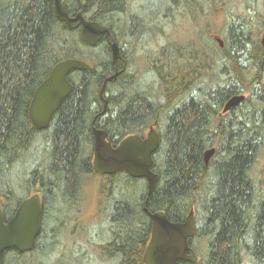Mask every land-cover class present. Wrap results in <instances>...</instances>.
<instances>
[{"label": "trees", "instance_id": "obj_1", "mask_svg": "<svg viewBox=\"0 0 264 264\" xmlns=\"http://www.w3.org/2000/svg\"><path fill=\"white\" fill-rule=\"evenodd\" d=\"M62 3L70 17L82 14L107 27L121 59L115 67L107 38L90 47L82 42L80 28L69 31L55 15V0H0V208L5 222L32 195L42 200L33 250L7 251L4 264H30L26 259L43 252L44 240H56L68 212L81 211L86 179L96 175L94 127L106 131L115 147L131 135L145 138L153 125L161 137L153 157L159 183L148 200L145 179L126 173L100 176V211L109 233L108 241L96 246L100 257L114 264H144L152 232L145 210L183 223L194 209L196 235L189 245L197 264H264V125H257L251 112L236 115L254 108L252 97L223 114L242 88L254 94L255 86L264 83V46L258 39L264 15L253 11L243 26H231L223 47L204 39L200 48L193 41L162 47L148 70L157 79L158 98L152 86H138L133 68L144 28L135 23L141 18L132 8L134 0ZM200 5V0H171V7L180 9ZM68 59L84 61L92 70L70 74L74 91L49 128L38 131L29 117L35 91ZM116 68V80L101 97ZM212 148L216 153L206 165L204 153Z\"/></svg>", "mask_w": 264, "mask_h": 264}, {"label": "water", "instance_id": "obj_2", "mask_svg": "<svg viewBox=\"0 0 264 264\" xmlns=\"http://www.w3.org/2000/svg\"><path fill=\"white\" fill-rule=\"evenodd\" d=\"M55 15L69 31L80 28L82 42L90 47H96L104 38H107L111 45L113 63L115 67L117 66L121 59V50L107 27L86 20L82 14L70 17L62 0H55ZM76 22L77 24L74 25ZM261 43L264 46V33ZM220 44L222 47L223 44L221 42ZM90 70H92L90 65L78 59L62 61L53 68L49 77L35 91L30 105L29 117L36 130L43 131L49 128L55 113L74 91V86L69 79L70 74L75 71ZM118 74L116 68V73L105 80L100 93L101 97L107 84L115 81ZM245 100V95L232 97L226 103L223 114L239 107ZM93 138L94 172L100 176L126 173L134 179H145L148 200L159 183L158 175L153 172V157L161 143L156 125L150 127L145 138L131 135L115 147L108 141V135L102 129L94 127ZM215 153V148L204 153L206 165ZM145 211L152 221V232L143 257L144 264H178V262L197 264L199 257L189 245V241L196 235L194 209L183 223L171 222L163 212L151 214L147 209ZM41 215L42 202L38 194L24 200L8 222H5L0 208V264H4L3 257L7 251L16 250L23 254L33 250L41 231Z\"/></svg>", "mask_w": 264, "mask_h": 264}, {"label": "rangeland", "instance_id": "obj_3", "mask_svg": "<svg viewBox=\"0 0 264 264\" xmlns=\"http://www.w3.org/2000/svg\"><path fill=\"white\" fill-rule=\"evenodd\" d=\"M200 2L198 9L188 7L180 9L171 7V0H134L132 8L141 18L140 20L134 18L135 23L144 25L133 67L139 74L138 86L141 84L139 86L141 89L147 90L152 86L155 89L153 96L160 97L157 79L148 70L151 59L169 42L181 45L193 41L196 48H200L202 39L209 44H219L216 41L219 40L224 46L231 26L234 24L243 26L244 22L248 21V17H254L256 12L264 15L263 0H216L212 4L204 3V0ZM256 26L255 24V33L259 28ZM263 32L264 30L258 34L260 41ZM225 79L224 77L220 80ZM254 91L255 93L251 94L245 88L241 89L242 94L247 98L252 97L254 108H242L236 112V115H239L241 111L251 112L255 116L256 124L264 125V83L255 86ZM148 132L149 130L145 133V137ZM102 184L103 178L98 175L86 179L81 211L68 212L66 216L70 220L67 219L56 240L49 238L44 240L43 252L35 255L33 259L27 258L28 262L31 264H114V262L103 260L100 257L99 248L96 247L108 241L109 237L107 216L100 211L103 200ZM52 242L55 244L51 247ZM244 264L252 263L246 260Z\"/></svg>", "mask_w": 264, "mask_h": 264}, {"label": "bare ground", "instance_id": "obj_4", "mask_svg": "<svg viewBox=\"0 0 264 264\" xmlns=\"http://www.w3.org/2000/svg\"><path fill=\"white\" fill-rule=\"evenodd\" d=\"M139 79V78H138ZM139 83V82H138ZM141 83V82H140ZM140 86V85H139ZM138 87V86H137ZM135 89V88H134ZM156 99V98H155ZM158 99V98H157ZM44 255V254H43ZM39 257V256H38ZM41 258V257H40ZM43 258V257H42ZM44 259V258H43ZM39 260V259H38ZM105 260V259H104ZM34 261V260H33ZM37 261V259H36ZM32 262V261H31ZM31 264V263H30Z\"/></svg>", "mask_w": 264, "mask_h": 264}, {"label": "flooded vegetation", "instance_id": "obj_5", "mask_svg": "<svg viewBox=\"0 0 264 264\" xmlns=\"http://www.w3.org/2000/svg\"><path fill=\"white\" fill-rule=\"evenodd\" d=\"M195 9L197 8L198 9V7H194ZM74 24H77V22L76 23H74ZM215 38V40H216V37H214ZM217 42H218V40H216Z\"/></svg>", "mask_w": 264, "mask_h": 264}]
</instances>
